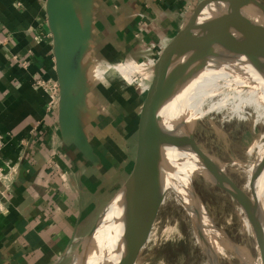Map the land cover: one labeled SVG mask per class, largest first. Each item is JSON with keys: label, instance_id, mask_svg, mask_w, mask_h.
<instances>
[{"label": "crops", "instance_id": "1", "mask_svg": "<svg viewBox=\"0 0 264 264\" xmlns=\"http://www.w3.org/2000/svg\"><path fill=\"white\" fill-rule=\"evenodd\" d=\"M72 1L87 42L63 131L37 85L59 83L49 0H0V264H67L92 232L137 164L166 54L206 0Z\"/></svg>", "mask_w": 264, "mask_h": 264}, {"label": "water", "instance_id": "2", "mask_svg": "<svg viewBox=\"0 0 264 264\" xmlns=\"http://www.w3.org/2000/svg\"><path fill=\"white\" fill-rule=\"evenodd\" d=\"M72 0H49L48 16L54 36L57 73L61 88L60 124L62 130L72 127L75 120L72 84L75 74V61L79 45L87 42L86 29L82 28ZM219 5L218 19H207L211 6ZM216 13V12H215ZM252 18L261 24L252 23ZM204 19V20H202ZM236 29L246 38V48L264 54V3L261 0H206L199 4L190 15L184 28L166 54L160 84L150 104L146 119L143 144L137 164L126 184L118 191L111 202L119 195L128 202L129 221L124 233V246L119 249L109 264H132V256L140 242L158 204V191L164 171L169 168L173 154L186 157L195 155L202 168L220 184L216 185L229 193L246 212L258 211L256 202L221 170L196 144L188 131L186 118L176 109V97L182 87L192 78L184 75L183 60L189 54H197L205 47L221 39H232L231 31ZM88 31V30H87ZM79 37V42L77 43ZM78 45V46H77ZM173 153V154H172ZM110 202V203H111ZM110 203L103 210L94 229L83 240L74 259L85 260L94 236ZM252 223L263 242L264 235L259 222Z\"/></svg>", "mask_w": 264, "mask_h": 264}, {"label": "rangeland", "instance_id": "3", "mask_svg": "<svg viewBox=\"0 0 264 264\" xmlns=\"http://www.w3.org/2000/svg\"><path fill=\"white\" fill-rule=\"evenodd\" d=\"M228 41L212 48L197 74L188 103V131L198 147L238 188L253 200H264V112L243 104L238 98L232 104L234 110L228 107L206 114L210 105L215 107L221 101V98L209 101L206 95L207 81L217 63L218 54ZM228 75H231L230 71ZM174 158L175 154L171 156L169 165ZM193 186L216 227L227 239L250 250L257 257L255 239L249 233L245 214L237 200L203 177L197 176ZM189 213L187 205L180 203L176 195L168 191L164 200H159L134 250L132 264H211V258L199 242L198 228ZM82 243L75 247L67 264H74ZM95 258L94 264H100V256L97 260ZM237 260L219 255L217 262L241 264Z\"/></svg>", "mask_w": 264, "mask_h": 264}, {"label": "bare ground", "instance_id": "4", "mask_svg": "<svg viewBox=\"0 0 264 264\" xmlns=\"http://www.w3.org/2000/svg\"><path fill=\"white\" fill-rule=\"evenodd\" d=\"M214 10L209 11L206 16L207 19H218L222 16L221 9ZM251 21L255 24H261L260 20L256 18H252ZM231 32L232 39H221L216 43H212L197 54L187 55L182 62L184 75L191 73L192 78L182 87L172 105L174 107L177 103L176 109L186 118L187 122H189L187 118L188 103L192 96L197 74L212 48L220 46L226 40L230 41L227 42L224 50L217 56V63L207 81L209 85L206 92L209 101L213 102L220 98L221 101L215 107L210 105L206 114L225 110L228 107H232L234 110L232 104L238 98L243 104L252 105L260 112H264V54L248 50L246 48L247 38L240 31L232 29ZM229 71L231 75L227 76ZM228 92L230 93L225 95ZM172 164L167 172L164 171L165 174L163 173L158 191V201L164 200L165 194L171 191L180 203L183 202L187 205L189 214L191 218L193 217V221L198 228L199 242L210 256L211 264H218L219 255L236 258L241 264H264V242L252 223V218H255L259 222L264 235V200L254 199L259 207V212L251 211L250 213L243 210L249 233L255 239L256 257L250 250L243 249L227 239L202 206L197 197L198 194L196 195L194 191L195 178L197 176L203 177L214 185L220 183L210 177L207 170L199 165L195 155L188 158L182 153H176ZM128 221V202L124 195L119 194L108 206L93 242L86 253L85 260L78 258L76 259L77 264H94L93 257L95 255V260L100 256V264H109L119 249L124 246V233Z\"/></svg>", "mask_w": 264, "mask_h": 264}, {"label": "built area", "instance_id": "5", "mask_svg": "<svg viewBox=\"0 0 264 264\" xmlns=\"http://www.w3.org/2000/svg\"><path fill=\"white\" fill-rule=\"evenodd\" d=\"M37 85L46 91L49 94L50 102H49V110L59 102L61 96V88L58 82L51 80H39ZM12 172H16L14 168H11ZM6 179V175L0 170V181H4Z\"/></svg>", "mask_w": 264, "mask_h": 264}]
</instances>
